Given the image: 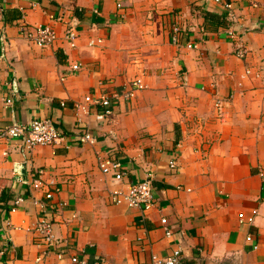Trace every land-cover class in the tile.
I'll return each instance as SVG.
<instances>
[{
    "label": "crops",
    "instance_id": "crops-1",
    "mask_svg": "<svg viewBox=\"0 0 264 264\" xmlns=\"http://www.w3.org/2000/svg\"><path fill=\"white\" fill-rule=\"evenodd\" d=\"M221 1L231 9L213 0H0V128L41 118L97 138L31 150L0 139V264H79L73 255L86 264H149L177 248L186 264H264V0ZM69 21L79 34L74 48L38 46L21 30L62 34ZM237 40L245 58L235 54ZM136 77L145 87L113 102L111 119L97 120L99 107L77 112L87 94ZM109 153L125 172L120 182L98 168L97 155ZM38 169L43 186L33 189ZM149 175L153 208L112 203V191ZM46 190L45 216L63 257L38 260L35 201ZM16 197L23 201L9 211Z\"/></svg>",
    "mask_w": 264,
    "mask_h": 264
},
{
    "label": "built area",
    "instance_id": "built-area-1",
    "mask_svg": "<svg viewBox=\"0 0 264 264\" xmlns=\"http://www.w3.org/2000/svg\"><path fill=\"white\" fill-rule=\"evenodd\" d=\"M213 1L222 4L225 9H231V4L228 2H223L221 0ZM229 16L233 18L230 12ZM21 30L31 42L41 47L52 45L57 42H63L67 47L74 48L76 46L77 40L79 39V34L76 30V23L73 21H69L65 24L62 34H59L50 26L42 25H35L33 27L22 25ZM178 30V26H173L171 40L174 43H177L176 33ZM227 34L232 39L236 38L237 36L232 30H228ZM101 41V38L90 40L88 45L94 46ZM187 46L189 48L194 47L192 44H188ZM234 51L236 56L239 58H245L248 53L245 45H243V43L238 40ZM78 68L79 67L77 64L71 66L72 70H77ZM251 73L252 69L250 67H246L245 74L248 75ZM254 74L259 76L260 71L257 70ZM144 87L145 83L143 79L141 77H136L126 83L120 89H115L111 92H100L99 94H87L84 97V101L76 105V110L77 112L87 113L89 107H99L100 111L96 113V119L100 121H107L114 115V110L112 108L113 102L130 100L138 90H141ZM5 102L10 104L12 103V100L10 98H6ZM67 138H70L71 140L78 143L94 144L97 142V138L90 131L83 129L80 126H76L73 132L66 134L59 130L48 119L33 118L27 124L13 123L0 128V139L4 141L18 139L23 143L24 148L27 150H31L37 145L55 146L64 143ZM97 165L104 175H110L115 181L120 182L125 175V172L121 169V162L118 160L115 153H109L106 156L98 154ZM43 174V169H38L34 173L33 178L30 181L31 188L39 189L43 186L41 179ZM44 197L45 201H35L40 209V214L37 217V221L33 229V232L37 235L36 245L41 250L38 260L49 254H54L58 259H60L63 256L62 251L59 248L60 241L55 234L54 223L45 216V212L49 206V200L53 197L52 191L46 190ZM22 201V197H16L12 203V206L9 207L8 210H15ZM111 201L115 205H125L136 208L141 212L153 208L156 201L152 191L151 175L141 181L129 184L125 190L112 191ZM58 205L61 206L62 204L58 203ZM238 219L240 222H247L248 224H251L253 221V217L244 216L242 213H239ZM160 222L164 229L165 235L170 236L171 229L167 224V220L165 218H161ZM3 256L4 250L1 248L0 259H2ZM70 261L73 263L86 264V260L84 258H79L75 255L70 257ZM94 264H103V262L101 260H96ZM149 264L186 263L182 260L181 249L177 248L170 255L165 257L152 255Z\"/></svg>",
    "mask_w": 264,
    "mask_h": 264
},
{
    "label": "trees",
    "instance_id": "trees-1",
    "mask_svg": "<svg viewBox=\"0 0 264 264\" xmlns=\"http://www.w3.org/2000/svg\"><path fill=\"white\" fill-rule=\"evenodd\" d=\"M209 16V13H205V19H207Z\"/></svg>",
    "mask_w": 264,
    "mask_h": 264
}]
</instances>
